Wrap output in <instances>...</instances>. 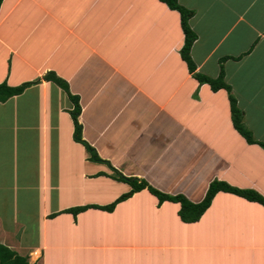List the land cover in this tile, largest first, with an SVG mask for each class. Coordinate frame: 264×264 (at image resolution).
<instances>
[{"label": "crops", "instance_id": "crops-1", "mask_svg": "<svg viewBox=\"0 0 264 264\" xmlns=\"http://www.w3.org/2000/svg\"><path fill=\"white\" fill-rule=\"evenodd\" d=\"M178 2L193 11L195 71L222 65L264 142V0ZM182 44L179 13L160 0L2 1L0 83L35 82L0 101V243L36 264H264V206L230 192L195 222L147 189L111 211L61 212L130 186L74 141L73 104L48 71L78 96L82 138L122 175L192 202L215 179L264 196V150L234 129L227 91L192 76Z\"/></svg>", "mask_w": 264, "mask_h": 264}, {"label": "trees", "instance_id": "trees-1", "mask_svg": "<svg viewBox=\"0 0 264 264\" xmlns=\"http://www.w3.org/2000/svg\"><path fill=\"white\" fill-rule=\"evenodd\" d=\"M2 1L3 0H0V5ZM160 1L164 2L170 9L176 10L179 13L180 25L183 32V44L180 49V55L183 61L186 63L189 72L194 78H196V80H198L199 83H207L212 90L216 91L218 89L223 88L227 91L230 108V118L234 129L245 139L247 143L258 144L264 150V142L257 140L253 136L252 131L246 126L244 122L243 111L237 105L236 98L231 91V86L224 80V71L222 65L220 72L216 77H210L208 75L195 71L196 66L190 56V48L194 40L196 39V33L191 29L188 23V19L193 14V11L181 5L178 0ZM225 58L226 57H223L221 59V63L225 60ZM43 79L52 81L60 88H62L68 95L70 101L72 102L73 108L69 111L73 121L72 136L74 141L81 143L85 147L86 151L89 153V160L107 163L109 167L113 170V175L111 176H113L116 180L127 183L130 186V189L127 192L122 193L109 204H85L79 206H72L61 210V212H70L75 216L77 213L84 211L88 208H98L106 211H111L116 205V203L125 200L126 198L130 197L133 193L142 189H147L152 195H154L157 198L158 203H161L163 201H172L178 203V215L180 219L184 222L197 221L200 216L204 213V211L208 208L213 197L219 191L230 192L241 196L246 200L258 202L264 206V196L258 191L252 188H239L223 180L215 179L211 181L206 189L203 198L198 202H192L182 194L171 195L157 190L156 188L148 184L147 181H145L144 179H138L136 177L131 176L126 177L122 175L118 170L113 168L108 163V161L100 158L96 150L82 138V128L78 120V116L80 114L79 98L77 95L71 94L67 82L64 79L58 77L52 71H48L43 76ZM34 82L35 81L24 82L18 86H8L4 82L0 83V101H5L7 98L13 95L20 94L27 86L31 85ZM55 214L56 213H53L51 214V216ZM0 264H36V262L29 263L27 255H21L10 247L0 243Z\"/></svg>", "mask_w": 264, "mask_h": 264}, {"label": "rangeland", "instance_id": "rangeland-1", "mask_svg": "<svg viewBox=\"0 0 264 264\" xmlns=\"http://www.w3.org/2000/svg\"><path fill=\"white\" fill-rule=\"evenodd\" d=\"M36 254H37V253H36ZM27 256H28V255H27ZM36 256H38V255H36ZM33 259H35V257L28 256V261H29V263H33V262H32Z\"/></svg>", "mask_w": 264, "mask_h": 264}]
</instances>
